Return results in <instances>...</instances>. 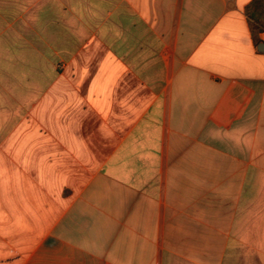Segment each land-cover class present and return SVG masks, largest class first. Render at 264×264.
<instances>
[{"label":"crops","instance_id":"obj_1","mask_svg":"<svg viewBox=\"0 0 264 264\" xmlns=\"http://www.w3.org/2000/svg\"><path fill=\"white\" fill-rule=\"evenodd\" d=\"M264 0H0V264H264Z\"/></svg>","mask_w":264,"mask_h":264},{"label":"water","instance_id":"obj_2","mask_svg":"<svg viewBox=\"0 0 264 264\" xmlns=\"http://www.w3.org/2000/svg\"><path fill=\"white\" fill-rule=\"evenodd\" d=\"M258 48H259V50H261V51L264 50V44H262V43L259 44V47H258Z\"/></svg>","mask_w":264,"mask_h":264}]
</instances>
